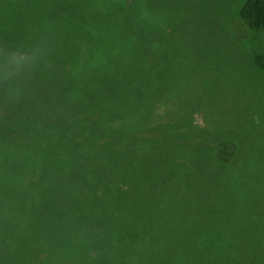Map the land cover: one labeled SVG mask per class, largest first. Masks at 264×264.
I'll return each mask as SVG.
<instances>
[{
  "label": "trees",
  "instance_id": "trees-1",
  "mask_svg": "<svg viewBox=\"0 0 264 264\" xmlns=\"http://www.w3.org/2000/svg\"><path fill=\"white\" fill-rule=\"evenodd\" d=\"M108 1L127 29L132 31L139 20L142 27L153 26V37L161 47L177 48L168 44L165 36L169 0H139L138 14L130 0ZM9 2L11 10L0 32V48L29 54L35 62L9 89L0 84V157L6 159L0 163V196L17 215L12 224L0 216V249L8 254L32 243L24 238L20 222L33 208L12 196L20 190L24 193L25 182L42 187L35 200L34 217L39 228L49 219L56 222L54 240L69 236L71 227H63L69 223V204L79 202L69 198L82 197L105 204L103 231L109 233L105 240L110 242L111 252L123 248L130 254L140 251L148 264H212L210 257L220 264H264L259 241L251 245L253 236L244 231L248 220L241 176L230 171L243 160L231 141L217 139L212 128L196 123L195 109L189 104L191 90L202 88L207 93L215 88L213 72L204 80L203 73L208 70L177 74L174 85L164 93L149 87L137 95H120L112 90L116 84L113 78L104 88L102 53L95 40L83 53H75L78 31L71 33L68 64L58 66L61 39L55 29L49 34L39 24L46 19L41 13L50 14L45 5H36L38 0ZM64 2L68 4L64 15L51 12L61 20L73 16L69 14V0ZM26 10L33 13L30 20ZM238 15L250 29L264 30V0H243ZM133 16L139 19L133 20ZM81 27L88 37L96 33L98 22L92 19L86 24L83 19ZM90 52L98 55L93 62H88ZM175 52L173 49L172 55ZM259 56L255 62L264 67V55ZM175 66L168 61L170 72ZM16 90H20V97L11 95ZM96 103L107 105L108 117L100 111L92 113ZM168 105L172 107L165 114L169 120L161 112ZM127 117L128 125L120 126ZM157 147L160 152H156ZM84 159L93 163L88 165ZM171 164L176 165L177 173L170 171ZM11 180H16L12 186ZM213 182L216 187H211ZM126 201L133 227L117 216L116 210L125 207ZM160 206L163 209L159 210ZM80 210L72 230L94 229L89 225L92 219ZM159 229L186 243L189 252L181 255L170 241L159 248L153 239ZM33 244H37V252L48 250L45 241ZM89 264L112 263L105 255Z\"/></svg>",
  "mask_w": 264,
  "mask_h": 264
},
{
  "label": "rangeland",
  "instance_id": "rangeland-1",
  "mask_svg": "<svg viewBox=\"0 0 264 264\" xmlns=\"http://www.w3.org/2000/svg\"><path fill=\"white\" fill-rule=\"evenodd\" d=\"M9 1L0 0V32L3 30L4 19L10 14ZM64 1L38 0L36 5L44 4V9L50 13L40 14L46 18L43 24L39 20L40 28L42 25L49 34L55 29L56 35L61 39L62 51L58 66L62 63L68 64L66 50L73 42L71 33L78 31L75 41L78 50L75 53H83L92 40H95L102 53L100 60L103 67L101 71L106 75L105 89L114 79L116 84L112 90L123 96L127 93L137 95L149 87L164 93L177 80V74L195 75L208 70V73H203L204 80L213 72L215 88H209L207 93L202 92V88L198 91L191 90L189 104L195 109L196 123L205 125L208 129L212 128L217 139L231 141L241 156L243 163L237 168L230 167V171L241 176V187L246 192L244 197L248 223L244 231L253 236L250 244L259 241L264 251V67L255 62L261 58L259 55H264V30L250 29L240 20L238 11L243 0H169L165 36L167 43H174L177 48L161 47L153 37V26L142 27L137 20L138 16L132 17L137 20L134 22L135 28L132 31L127 29L126 24L122 25V18L114 4L108 0H69V14L73 16L61 20L51 12L64 15L68 5ZM137 1L139 0H130L135 14L139 11ZM25 15L30 20L33 13L26 10ZM83 19L86 24L92 19L98 22L95 34L86 36L85 28L81 27ZM143 19H147V16L144 15ZM117 24L123 26V29ZM37 43L38 40L33 47ZM173 49H176L174 55ZM97 57V53L90 52L88 62L95 61ZM168 61L176 64L174 69L171 67V72ZM5 88L9 89L10 86L5 85ZM19 93L20 90H16L11 95L20 97ZM58 108L61 109L60 106ZM171 108L168 105L161 110L166 119L168 118L165 114ZM99 111L108 117L107 105L96 103L92 113L96 115ZM155 112L158 114L159 110L156 109ZM129 118L121 121L119 125H128ZM95 131L103 136L97 128ZM160 151L161 148L157 147L156 152ZM2 161L6 159L1 156L0 163ZM84 161L88 165L93 163L92 159ZM169 168L171 172L177 173L175 164H171ZM15 182L16 180H11L10 185ZM211 187H216V183L213 182ZM22 188L24 193L20 190L12 196L24 199L23 206L30 205L33 208V212L28 211L26 219L20 222L24 238L32 243L8 254L0 249V264H89L105 255L109 256L112 264H148L147 258L140 251L130 254L124 248L121 252L109 250L110 242L105 240L109 233L103 231L105 204L102 202L85 201L82 197L69 198L79 199V202L69 204V223L65 222L63 225L71 227L69 236L54 240L58 229L56 222L49 219L43 228H39L34 217L35 200L38 201L42 187L24 182ZM9 204L0 196V216H5L8 223L12 224L17 215L10 206H6ZM80 209L84 211L87 219H92L89 225L94 229L72 230L78 224L75 215L80 213ZM161 209L163 208L160 206L159 210ZM116 212L121 222L133 227V219L128 220L127 201L126 206ZM137 232L140 233L141 230ZM15 234L16 231L13 240ZM153 239L159 248L165 247L166 242L170 241L171 247L181 255L189 252L186 243L173 240L164 229L156 231ZM35 241H45L48 250L37 252L38 246L33 244ZM5 246L8 244L1 247L4 249ZM215 254L213 252V256ZM209 260L212 264H220L214 257Z\"/></svg>",
  "mask_w": 264,
  "mask_h": 264
},
{
  "label": "clouds",
  "instance_id": "clouds-1",
  "mask_svg": "<svg viewBox=\"0 0 264 264\" xmlns=\"http://www.w3.org/2000/svg\"><path fill=\"white\" fill-rule=\"evenodd\" d=\"M35 59L29 54L0 48V84L12 85L30 70Z\"/></svg>",
  "mask_w": 264,
  "mask_h": 264
}]
</instances>
